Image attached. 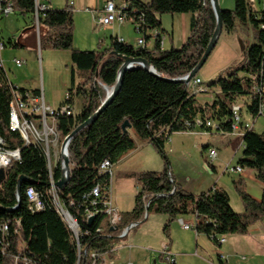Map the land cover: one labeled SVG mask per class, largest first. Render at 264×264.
<instances>
[{
  "label": "trees",
  "instance_id": "1",
  "mask_svg": "<svg viewBox=\"0 0 264 264\" xmlns=\"http://www.w3.org/2000/svg\"><path fill=\"white\" fill-rule=\"evenodd\" d=\"M257 9L249 0H235L234 10H223V32L232 34L237 27L250 25L256 44L246 50L245 59L236 68L222 73L205 86V93L196 94L191 83L186 86L173 80L187 77L201 60L216 29V17L210 0H128L127 15L140 26L145 46L135 48L113 41L103 51H81L74 47V17L71 7L57 10L50 7L43 13L40 23V50L49 47L71 51V84L69 98L61 107L69 106L74 112L75 97L82 98V109L74 116H59L61 139L71 135L77 127L91 118L108 96L101 87L112 89L117 84L118 72L123 64L119 56L147 60L159 77L134 67L129 70L120 94L99 117L95 124L76 135L68 147L71 180L58 192L65 210L79 221L83 231V248L106 253L115 247L119 235L132 223L141 224L146 214L166 217L164 232L169 238L170 225L183 216H193L196 232L210 238L220 246L221 236L245 235L249 228L264 218V134L247 130L241 137L242 158L237 167L253 170L263 185L258 201L244 188V180L235 182L243 211L236 212L229 194L214 187L198 195L184 190L174 179L165 146L173 133L193 132L200 122V131L227 137L235 125L233 106L240 104L255 118L264 109V1ZM15 13L31 15L34 28V1L13 0ZM165 14L191 15L190 36L180 49L163 50L161 18ZM159 32L152 48H148L151 33ZM2 38V35H1ZM34 35L31 39L34 41ZM3 40V38H2ZM22 37L6 43L5 49L26 48ZM32 41V42H33ZM77 73L83 82L76 85ZM198 78V75L197 77ZM8 71L0 68V138L7 150H21V160L12 162L0 176V264H15L14 257L23 254L31 264H76L77 250L67 225L58 213L51 197V176L44 151L39 144L26 146L18 132L10 129V104L13 100ZM18 88V87H17ZM25 94L40 97V90L18 88ZM212 93L210 103L201 104L200 95ZM59 108V109H60ZM128 122L129 126L124 128ZM211 124L210 126L208 124ZM137 140L152 145L163 162L159 171H142L128 175L140 191L132 211L121 213V223L115 230L106 228L97 232L103 215L90 227L87 214L102 211L103 205L89 198L96 186L105 188L111 182L101 165L109 161L114 167L137 150ZM210 149L205 146L204 150ZM54 182L62 177L61 163L53 167ZM27 177L22 186V201H18V181ZM33 187L44 202L43 211L31 210L26 190ZM148 205V212L146 206ZM8 226V231L2 228ZM85 264H89L87 255ZM176 264V263H174Z\"/></svg>",
  "mask_w": 264,
  "mask_h": 264
},
{
  "label": "rangeland",
  "instance_id": "2",
  "mask_svg": "<svg viewBox=\"0 0 264 264\" xmlns=\"http://www.w3.org/2000/svg\"><path fill=\"white\" fill-rule=\"evenodd\" d=\"M227 1L228 3L230 2L228 8H232L228 10H234L235 0ZM117 3H119V1H117ZM54 5L57 10H63L65 9V0H55ZM257 8L261 10L263 7L258 5ZM78 19L76 27L74 18L73 31L76 44H79L82 48L78 50H105L106 48L103 40L106 38L105 31L107 28L93 29L89 26L90 24L86 23V17L80 16ZM125 27L130 29L133 26L126 24ZM247 27L249 30H246L245 26H240L238 31L230 38H227V34L223 33L208 61L198 73V78L201 80L204 87H207L208 84L216 80L222 73H227L244 61L246 50L253 44H256L253 28L250 25ZM31 28V15H22L19 12L1 21V35L6 43H9V41L16 42L22 37V41L26 44V48L18 49L8 46V48L2 52L4 67L8 71L10 81L15 86L28 90H40L46 105L50 108L57 109L59 104L66 100L68 91L72 87L71 51L56 50L49 47H43L39 51L37 46V32L35 31L34 33ZM162 29L166 32V35H169L167 44H170V48L175 47L180 49L185 43L183 41L185 34L189 31V16L183 14H165L162 16ZM32 35L35 37L34 41L31 39ZM171 37L174 39L173 43H171ZM141 38H143V34L134 32V38L131 42L135 48H138V40ZM101 41L103 42L100 45ZM74 47L77 49L75 44ZM15 59L22 60L24 62L23 66L20 68L16 67L14 64ZM82 82L83 78L80 76V73H77L76 85ZM101 89L105 94L111 90L104 86L101 87ZM203 97L204 95H200L198 97L199 101H202L204 99ZM74 109L77 113L81 112V97H75ZM253 120L251 115L243 114V121L253 125V132L264 134V117H259L256 122ZM240 140L239 137L237 142L233 139L232 143H229L230 140L220 134H205L200 130L185 134L175 133L171 136L167 147H165V151L170 161L171 169L174 168V173L179 182H181L183 180L179 175L178 168L187 165L188 168L192 167V169L203 171V161L206 162L205 155L202 156L203 146L209 145L210 148L219 147L218 157L214 162L217 171L215 174H211V172L207 171L206 176L212 182L213 187L223 188L228 192L232 207L237 212V210H243L240 194L235 186V182L242 179V176L234 170L238 165V161L242 158L243 150L237 151L236 155H234V148L240 144ZM182 143H184L183 147H181ZM227 144L229 146L225 147ZM147 149L149 150V146L145 148V150ZM208 150L209 149H206L205 152H208ZM146 160V163L143 165L145 170L158 168L159 165L163 168V162L156 153L147 155ZM124 166L125 165L122 164L121 161L118 166L113 168L114 192L112 197L116 208L120 212L125 213L134 208L135 196L138 191L134 188L130 190L129 187H131V184H129V182H122L121 180L118 182L116 181L117 172H123ZM53 167H57L56 160L53 161ZM211 168L212 166L210 169ZM245 171L246 170H244V172ZM244 188L252 196H260L262 193V188L259 183L249 177L245 179ZM185 217L186 216L178 218L176 223L180 224L181 219L186 221L187 218ZM165 218V216L160 214H150V217L137 228L129 239L120 241L121 244L131 243L133 248L124 247L119 250L117 247V258L114 259V262L111 264H135L134 257L142 251L152 256L153 264L154 261L158 264H171L166 260L165 255L162 254L164 244L171 243L173 239L172 230H170V240L164 232ZM145 227L150 228V232L146 238L140 236L141 230ZM230 237L228 236L226 238V242L230 240ZM226 242L222 246H224ZM161 254L163 256V261L160 260ZM168 254L172 255L173 253ZM173 259L175 263L178 260L177 256H173ZM112 261L113 260L110 262ZM177 264L181 263L177 261Z\"/></svg>",
  "mask_w": 264,
  "mask_h": 264
},
{
  "label": "built area",
  "instance_id": "3",
  "mask_svg": "<svg viewBox=\"0 0 264 264\" xmlns=\"http://www.w3.org/2000/svg\"><path fill=\"white\" fill-rule=\"evenodd\" d=\"M35 13H34V28L37 32V42L40 50V23L43 13L46 12L50 7H52L53 0H33ZM119 1V3H117ZM264 1V0H263ZM250 3L254 4L257 0H249ZM127 6L128 0H111L108 1L105 9L104 15L99 17L96 20L97 26L102 28H107L113 24H118L120 26L131 23L137 33H140V26L133 18H129L127 15ZM15 13L14 2L13 0H0V68L5 69L4 63L2 60V52L5 50V45L1 38V21L10 15ZM141 34V33H140ZM161 34L157 31L155 33V38H158ZM162 39V45H163ZM123 42V40H119ZM145 46L144 38L138 40V47ZM14 64L16 67H22L24 62L22 60L15 59ZM264 69V66H263ZM192 89L196 94L205 93V87L199 78H195L191 83ZM13 100L10 104V129L13 132H18L24 141L25 147L30 145L39 144L45 154L48 163V170L51 176V197L53 203L60 214L62 220L67 225L73 241L76 244L77 250V262L76 264H85L84 258L88 255L89 264H109L111 257L116 255L117 249L115 247L109 249L106 253L99 254L97 251H87L83 248L81 243V237L83 235H88L90 231H83L79 221L73 215H71L67 210H65L59 199L58 192L59 190L56 187L53 176V161L56 160L57 165L61 163L63 166L62 154L69 155L68 147L70 142L66 145L63 152V143L70 136H66L61 139L60 132L58 130V120L59 116H74L73 110L69 106L62 107L60 109H53L46 105L44 98L41 94L40 97H34L31 92L25 94L18 91L17 87L11 85ZM260 92H264L260 91ZM69 98V95L66 96ZM245 108L243 105L237 104L233 106L234 120L235 125L233 126V133L231 135L243 136L244 132L247 130H252L253 125L243 121V112ZM259 117H264V109L259 110L258 115L253 118L256 120ZM211 125L210 123L208 124ZM200 127V122H197V128ZM243 147V143H242ZM207 157V169L213 165L215 160L218 157V151L215 148H210L208 150ZM21 160V150H7L4 147V141L0 138V171L6 170L12 162H18ZM234 170L236 173L242 174L243 169L241 167H235ZM101 172L108 173L111 177V182L105 188L101 186H96L89 198H93V206H96V200L100 201L103 205L102 211H92L87 214L86 221L88 226H92L99 215H103L101 225L97 229V232H103L106 228L115 230L117 226L121 223V212L114 206L113 197H112V182H113V166L109 161H105L101 165ZM26 198L30 205L31 210L40 212L43 211L45 205L40 194L33 188L29 187L26 190ZM148 209V205L146 206ZM147 217V214L145 218ZM91 219H93L92 224H90ZM180 224L185 230H194L196 232L195 221L193 224H187L183 220H180ZM139 226V223H132L128 225L121 234L119 235L120 239L127 238L130 233ZM3 232L8 231V226L2 228ZM227 236H221L219 238V244L222 246L226 242ZM169 250L167 246H164L162 254L165 255L166 260L174 264L175 261L173 257L168 254ZM16 264H31V261L28 260L22 253L14 257ZM218 264H227L226 258L220 256V262Z\"/></svg>",
  "mask_w": 264,
  "mask_h": 264
},
{
  "label": "crops",
  "instance_id": "4",
  "mask_svg": "<svg viewBox=\"0 0 264 264\" xmlns=\"http://www.w3.org/2000/svg\"><path fill=\"white\" fill-rule=\"evenodd\" d=\"M54 1L55 0L52 1V8L56 9L55 5H54ZM108 1H111V0H65V8L66 7L72 8L73 17L75 18L76 27H77L78 20H79L78 18H80V16H84V17H86V23L90 24L89 25L90 27H92L93 29H96V28L103 29L102 27L97 26L96 20L99 17H101L102 15H104V9H105V6H106ZM142 1L149 2L151 0H142ZM219 1H220L221 7L223 10L232 9V8H228L229 7L228 5L230 4V2L228 3L227 0H219ZM258 5H260V4L257 1L255 3V7L257 8ZM188 16H189V31L187 32V34H185V38L183 40L184 42L190 36L191 15H188ZM161 21H162V18H161ZM126 24H130V26H133L131 23H126ZM126 24H124L122 26H120L118 24H113L112 26L107 27V29L105 31V33H106L105 37L106 38L103 40L104 42L103 41L100 42V45L103 42L105 44V48L107 49L111 46L113 41L118 39V40H123V42L126 43L127 45H131V46L135 47L133 45V43L131 42L132 39L134 38V32H136L135 27L133 26L134 28L131 27L130 29L128 27L126 28L125 27ZM239 28H240V26H238L236 31L232 34L226 33L227 38H230L231 36H233L238 31ZM245 28H246V30H249V28L247 26H245ZM155 33L156 32L151 33V40L148 43V48H152L154 43H155V40H156ZM223 33H225V32H223ZM223 33H222V35H223ZM168 37H169V35H166V32H164L162 34V39H165V40H163V47H162L163 50H169L172 48V47L170 48L169 43L167 44V38ZM173 41H174V39L171 37V43H173ZM74 44L76 45L77 49H82L79 44H76L75 39H74ZM37 46H38V42H37ZM38 48H39V46H38ZM212 96H213L212 93L206 94L203 97L204 99L202 101H199V102L201 104L210 103L212 101ZM61 104L62 103L59 104L57 109H59L61 107ZM54 109H56V108H54ZM74 112H75V114H77L75 109H74ZM243 114H248V113L246 111H244ZM196 130H200V129L196 128L195 131ZM173 134H175V133H173ZM173 134L170 135L169 140L171 139V136H173ZM182 134H185V133H182ZM226 138L230 140L229 143H232L233 139L235 140V142H237L239 136L229 135ZM169 140L167 141L165 147H167ZM240 141H241L240 144H238V146L236 147L237 149L234 148L235 149L234 155H236L237 151L243 150L242 140H240ZM235 144H237V143H235ZM148 146H149V150L148 149L145 150V148L146 147L148 148ZM183 146H184V143L181 144V147H183ZM205 146H207V145H205ZM205 146H203L202 156L205 155L206 162H207V157H208L207 153L208 152H205L206 151V150H204ZM227 146H229V145L227 144L225 147H227ZM209 148H210V146H209ZM213 148L217 149V151L219 150V147H213ZM151 153L157 154V152L152 147V145H150L148 143H143V142H140L137 140V150L134 153L130 154L127 158H125L122 161V164L125 165L124 170H123V172H117L116 181L118 182L121 180L122 182H129V184H131V187H129V189L132 190V188H134L139 193L140 188H139L137 182L134 179L129 178L128 175L133 174V173H139L142 171H149V170H145V168H143L144 167L143 165L147 161L146 160L147 155H151ZM203 162H204L203 171H200V170H197L194 168L192 169V167L188 168L187 165H184V167L179 166L181 168H178V172H179V175L181 176V179L183 180V181L180 180L181 182H179L176 174L174 173V170H173L174 168L171 169V172L174 176L175 181L184 190H186L189 193L198 195L202 192H206V191L214 188L212 186V182L210 181V179L207 178L206 174H207V171L211 172V174H215L217 171V167L213 163L212 168H211L212 170L207 169V163L205 161H203ZM118 164L115 165L113 168L118 166ZM161 169H162V166L159 165L158 168H154L151 170L152 171H159ZM244 170H246V171L245 172L243 171V173L240 174V176H242V179L244 180V182H245L246 177H249L250 179L259 183L260 187L262 188V193L260 194V196H252L250 194V196L252 198L259 201L262 197V194H263V185L261 184V182H259L257 180L256 174L253 170H250V169H244ZM113 192H114V179L112 182V195H113ZM137 194H136V196H137ZM136 196H135V198H136ZM113 201H114V199H113ZM114 206H115V204H114ZM134 206H135V203H134ZM242 211L243 210H237L238 213H240ZM121 213H124V212H121ZM125 213H127V212H125ZM149 217H150V215H148L145 218L144 222ZM185 218H187L186 221L183 219H181V220H183L187 224H193L195 221L193 216H186ZM144 222H142V223H144ZM165 222H166V218L164 220V225H165ZM141 224H139V226ZM137 228H135L127 238H124V239L119 238V240H117L115 242V249H117V247L119 250L124 248V247H130V248L132 247L133 248L131 243L130 244H123L122 243L123 244L122 245L120 241L129 239V237L137 230ZM170 230H172V238L173 239H172L171 243H166V244H164V246H167L169 253L175 254V255L172 254L171 255L172 257L177 256V258H178L177 261H179L181 264H218L220 262V256L221 255L226 258L227 264H264V218L257 221L256 223H254L249 228V231L247 234H245V235H233L231 237L229 236L230 240H227V242L224 246H218L210 238H208L207 236H205L203 234H198L194 230L183 229L181 224L176 223V220H174L171 223ZM149 232H150V228L145 227L144 229L141 230L140 236L146 238ZM169 240H170V236H169ZM118 249H117V251H118ZM116 256L117 255L111 257L112 259H110L108 262L110 264L113 263L114 259L117 258ZM134 258H135V264H153L152 256L148 255L146 252H143V251L138 253V255L135 256ZM111 260H113V261L110 262ZM160 260L163 261L162 254L160 255ZM177 261H176V264H177ZM154 264H158V263L156 261H154Z\"/></svg>",
  "mask_w": 264,
  "mask_h": 264
},
{
  "label": "water",
  "instance_id": "5",
  "mask_svg": "<svg viewBox=\"0 0 264 264\" xmlns=\"http://www.w3.org/2000/svg\"><path fill=\"white\" fill-rule=\"evenodd\" d=\"M210 3L212 5L213 11L215 13L216 22H217L216 29H215V32H214L213 37L211 39V42H210L208 48L206 49L204 55L202 56L201 60L196 65V67L191 71V73L183 79L173 80V82H175V83H181V84H184L186 86H188L190 83H192V81L197 77L200 70L204 67V65L208 61L209 57L211 56L212 52L214 51V49L216 48V46L220 40V37H221L223 30H224L223 9L221 7L219 0H210ZM119 57L122 59L123 64L120 67L119 72H118L117 84L115 85L114 88H112L108 92L107 99L100 106V108L97 110V112L91 118H89L85 123H83L82 125L77 127V129L64 141L63 149H62L63 152L65 150L66 145L76 135H78L84 129L95 124L96 121L101 116V114L111 104H113V102L115 101V99L117 98V96L120 94V92L122 90L125 75L129 70L138 66V67H141L142 69L150 72L151 74L159 77L158 74L156 73V71L151 67L150 63L147 60L140 59V58H129V57H123V56H119ZM128 126H129V124L127 122L124 125V128H126ZM62 160H63L62 177L56 183V187L60 191L64 190L68 186V184L70 183V180H71V165H70L69 157L63 153L62 154ZM3 173H4V170H1L0 176ZM27 182H29V179L27 177H21L18 181V187L17 188H18V201H19V203H21V201H22V186ZM147 212H148V209H147ZM147 216H148V214H147ZM92 222H93V219H91L90 224H92Z\"/></svg>",
  "mask_w": 264,
  "mask_h": 264
}]
</instances>
